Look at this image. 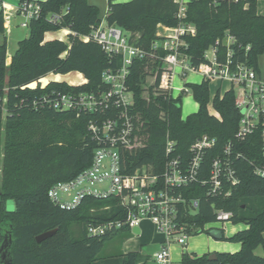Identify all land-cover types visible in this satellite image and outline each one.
<instances>
[{"label":"trees","instance_id":"16d2710c","mask_svg":"<svg viewBox=\"0 0 264 264\" xmlns=\"http://www.w3.org/2000/svg\"><path fill=\"white\" fill-rule=\"evenodd\" d=\"M26 0H16L23 2ZM258 0H188L185 21L196 28L194 37L185 39L187 53L195 64L210 44L225 35L235 38L232 60L258 72V57L264 53V16L258 15ZM40 16L29 24L28 36L17 42L6 65L7 44L0 43V245L6 243V256L0 264H154L139 252L122 253L111 250L101 256L105 243L115 239L121 243L130 232L122 229L101 238L89 237L86 227L121 219L123 212L115 199L86 198L72 210L53 204L48 198L49 188L60 181L73 179L90 165L96 146L87 131L91 115L58 112L48 108L35 109L32 102L40 96L77 91H96L101 88V74L119 66L118 56H108L94 42H84L80 36L90 34L102 21L96 7L87 0L38 1ZM105 23L129 34V42L149 53L156 40L159 25L174 27L179 4L175 0H131L115 3L107 0ZM63 12H65L63 14ZM61 15L50 22V15ZM67 29V42L44 41V34ZM4 21L0 12V35ZM224 49H222V53ZM158 65V62H155ZM148 60H134L130 67L127 87L133 95L132 114L142 124L144 147L132 155L134 165H153L160 172L164 163L165 138L176 142L177 154L188 156L189 147L202 135L215 138L216 146L203 159V177L209 176L213 159L231 143L238 184L227 197L217 199L205 195L206 188L192 185L183 191L186 198H198V213L189 218L196 231L215 221L213 208L232 214L231 224L245 226L229 238L240 249L236 253H216L196 256L183 253L181 264H264V178L253 172V166L263 165L259 137L244 142L235 140L239 114L230 89L216 93L209 103L208 81L187 84L194 102L195 113L182 119L181 97L172 99L157 93L160 72L154 84H146L150 73ZM77 72L86 83L74 87L65 82L50 81L44 88L29 86L49 74L64 75ZM147 91V97L142 94ZM12 201L13 211L6 210ZM77 225L78 233L70 229ZM56 229L48 239L37 243L40 234ZM192 235V236H193ZM263 249L262 256L254 250Z\"/></svg>","mask_w":264,"mask_h":264},{"label":"built area","instance_id":"2783aa9c","mask_svg":"<svg viewBox=\"0 0 264 264\" xmlns=\"http://www.w3.org/2000/svg\"><path fill=\"white\" fill-rule=\"evenodd\" d=\"M5 3L6 0H0L3 21L9 19ZM186 3H179L177 25L162 26V33L155 34L156 40L149 53L131 44L129 34L122 29L101 22L90 34L79 37L84 42H94L108 56L120 58L118 67L102 72L101 88L89 92L52 91L32 102L35 109L48 108L92 116L87 131L96 146L90 165L73 179L52 185L47 193L49 200L65 210L75 209L86 198L117 200L123 217L90 223L86 227L87 235L101 238L122 229L132 232L143 221H148L163 237L158 250L151 255L154 264H181L171 261L169 248L176 244L182 254L187 253L186 242L196 231L189 218L198 213L199 199L186 198L183 191L196 184L206 188L205 195L209 198L229 196L238 184L233 164L239 155L233 153L232 145L228 143L213 159L209 176L204 178L203 159L207 152L215 148V138L202 135L189 147L188 156L184 157L177 154L176 142L167 135L160 172L153 165H134L132 155L144 147L142 124L132 114L133 95L127 87L134 60H148L146 70L152 81L149 85L154 84L160 72L157 93L172 99L190 92L185 82L188 74H196L204 81L227 82L234 93V105L239 114L235 140L244 142L259 137L260 154L264 160V77L246 64L233 62L235 38L231 35L214 40L205 49L199 59L205 64L193 63L187 53L185 39L194 37L196 28L185 21ZM61 15H50L48 20L57 22ZM13 16L22 20L20 28L28 30L30 22L39 18L40 6L35 0L17 2ZM175 79L179 80L180 87L174 86ZM85 83L70 86L79 87ZM38 85L41 88L46 86L34 83L29 87ZM249 164L256 176L264 178V164ZM213 214L215 221L208 224L231 223L230 212L213 208ZM216 230L222 231L220 228Z\"/></svg>","mask_w":264,"mask_h":264},{"label":"rangeland","instance_id":"374dc122","mask_svg":"<svg viewBox=\"0 0 264 264\" xmlns=\"http://www.w3.org/2000/svg\"><path fill=\"white\" fill-rule=\"evenodd\" d=\"M260 3H261V1L259 2V4ZM21 21L22 20L17 17V19H16L17 27H16L15 31L13 32V35H11L7 38V47H8L9 51H13L12 49H14V47H15V43H16L15 41H17V39H19V40L23 39L25 34L28 32L27 29H22L19 27V23ZM6 65H9V64H7V61H6ZM53 79H57L58 82H65L69 85H79V84L84 83V81H83L84 78L80 73L70 72V73L64 74V75L49 74L48 76L42 78L38 84L46 85L45 83H49L48 81L53 80ZM200 81H201V78L196 74H188L187 77L185 78V82L187 84H199ZM151 82H152L151 76L147 77L146 84L144 86L145 90ZM220 84H221L220 82L215 81V80H210L209 84H208V87H209V103L207 105V111L210 115H214V111H213L212 106H211V101H212L213 97L215 96L216 91L218 90ZM174 86L175 87L181 86L178 79H175ZM227 87H228L227 83H225V82L222 83V88L220 90V94L225 92L227 90ZM142 96L146 98L147 97V91H145L142 94ZM196 111H197V105L195 104V102L191 96V93L188 92L187 94H184L181 97V117H182V119H184L185 117H187L191 113H195ZM6 210L7 211H13L14 210V205H13L12 201L6 202ZM140 228L142 230V236H144V237L150 236V235L154 236V234H157L158 236L162 237L160 234L157 233L153 224H151L150 222H142L140 224ZM210 228L222 229L223 234H224V238H229L233 234L238 232L237 231L238 229L243 230L244 226H242L240 224L233 225L231 223L205 224L203 231L201 233L190 236L189 239L187 240L186 248H185L187 253L192 252V253H195L197 255H199L202 251L221 253L222 249L229 248L230 246H235L234 243H230L226 240H220V241L213 240L208 235V230ZM70 229L75 234L78 233V229H77L76 224H72ZM149 245H151L150 247L153 246V248H154L156 243L153 242V243H150ZM174 245H176V244H173V246ZM118 247H120V243H117L115 239H111L105 243L102 251L100 252V255L101 256L107 255L108 253H110L111 250L116 252V251H118ZM149 249H152V248H149ZM180 250H181V248H180ZM260 250H261L260 248L256 250L257 255L260 254V252H261Z\"/></svg>","mask_w":264,"mask_h":264},{"label":"crops","instance_id":"0c3cea01","mask_svg":"<svg viewBox=\"0 0 264 264\" xmlns=\"http://www.w3.org/2000/svg\"><path fill=\"white\" fill-rule=\"evenodd\" d=\"M35 1L38 2V1H46V0H35ZM114 1H115V3H125V2H129L131 0H114ZM260 1H261V3L259 4ZM263 1L264 0H258L257 5H256L257 14L261 15V16H264V2ZM87 2L89 5L94 6L98 9V11H99L98 17L101 19L102 22H105V17H106L107 9H108L107 8V0H87ZM175 2L179 4L182 2H188V0H175ZM16 3H17L16 0H6L5 13L9 15V19L4 21V33L2 35H0V43L2 42L3 38H5L6 44H7V38L9 36L13 35V32L15 31V29L17 27V24H16L17 17L13 16V9L15 8ZM156 33H158V34L162 33V26L161 25H159L157 27ZM68 34H69V31L67 29H62V30L55 31V32H53V31L47 32L44 34V41L47 42V41H53V40H60L63 42H67ZM27 36H28V32L25 34L24 38H26ZM20 40H22V39H20ZM20 40L17 39V41H15L16 43H15L14 49H12L13 51H9L8 47H7V53H6L7 64L10 63L11 56L16 49L17 42ZM258 73L262 77H264V53L258 57ZM50 81L58 82L57 79L49 80L48 82H50ZM83 81H84V83L86 82L85 79ZM202 81H204V80H202V78H201V81L199 82V84ZM215 81H218V80H215ZM218 82H220L221 84H220L218 90L216 91V93L220 94V90L222 88V83H224V82H221V81H218ZM225 83H227V82H225ZM45 84H47V83H45ZM227 85H228V87H227L226 91L230 90V85L228 83H227ZM222 94H220V95H222ZM197 109H198V105H197ZM214 116L218 117V115L215 112H214ZM143 222H148V221H143ZM240 225H242V224H240ZM242 226H244V225H242ZM244 228H245V226H244ZM138 229H139L138 234H132V232L129 231L130 235H129L128 239H126L120 243V247H118V251L122 252L124 254L129 253V252H139L142 255L147 256L151 259L152 253H154L156 250H158V248H159V246L163 240V237H160L157 234H154V236L150 235V236L144 237V236H142V230L140 228V225H139ZM240 230H242V229H238L237 231H240ZM153 242L156 243L154 248H153V246L150 247L151 245H149L150 243H153ZM234 244H235V246H230L229 248L222 249L221 253H236V252H238L240 249V245L237 243H234ZM149 248H152V249H149ZM259 248L261 249L260 250L261 252L259 255H257L256 250ZM211 253H217V252L202 251L199 255L192 253V252H190L189 254H194L196 256H202L204 254H211ZM169 254H170V259L172 262H176V263L181 262L182 252H181L178 245L177 246L176 245L170 246ZM254 254L256 256H262L263 255V249L261 247H257L254 250Z\"/></svg>","mask_w":264,"mask_h":264},{"label":"water","instance_id":"95a60500","mask_svg":"<svg viewBox=\"0 0 264 264\" xmlns=\"http://www.w3.org/2000/svg\"><path fill=\"white\" fill-rule=\"evenodd\" d=\"M55 232H56V229L48 231V232H45L43 234H40L39 236H37L35 238V241L37 243H41L42 241L48 239L53 234H55ZM132 233L138 234L139 233V229L138 228H133L132 229ZM208 235L213 240H216V241H220V240H222L224 238L223 232L221 230H216V229L209 230L208 231ZM6 253H7V251H6V243H5V239H4V242L0 245V261L4 260V258L6 256ZM208 259H209V261H215L216 260V253L209 254Z\"/></svg>","mask_w":264,"mask_h":264}]
</instances>
